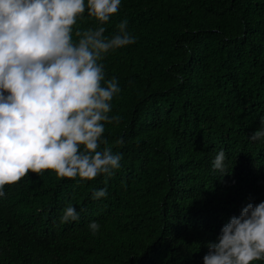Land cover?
Masks as SVG:
<instances>
[{"label":"trees","instance_id":"trees-1","mask_svg":"<svg viewBox=\"0 0 264 264\" xmlns=\"http://www.w3.org/2000/svg\"><path fill=\"white\" fill-rule=\"evenodd\" d=\"M125 18L135 42L99 61L121 88L101 145L121 167L91 180L29 170L6 184L0 264H203L222 225L264 200V140L250 139L264 116V0H121L105 22L86 7L73 39L101 23L111 36ZM69 203L79 219L61 223Z\"/></svg>","mask_w":264,"mask_h":264},{"label":"clouds","instance_id":"clouds-1","mask_svg":"<svg viewBox=\"0 0 264 264\" xmlns=\"http://www.w3.org/2000/svg\"><path fill=\"white\" fill-rule=\"evenodd\" d=\"M121 0H0V197L6 184L17 182L29 170L41 175L52 169L60 177L105 179L121 167L123 154L107 145L104 122L120 91L116 77L105 78L99 61L109 50L132 44L125 18L111 36L103 23L76 30L73 25L87 7L100 22L118 11ZM103 81V84H102ZM250 139L264 140V116ZM123 144L122 138L117 140ZM219 175L226 172V153L212 160ZM108 195L94 189L92 198ZM79 211L66 205L61 223L77 221ZM95 234L99 223L91 221ZM203 264H250L264 259V200L244 205L207 242Z\"/></svg>","mask_w":264,"mask_h":264}]
</instances>
